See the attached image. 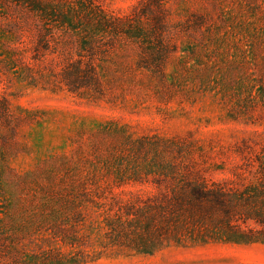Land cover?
Wrapping results in <instances>:
<instances>
[{"label": "rangeland", "instance_id": "1", "mask_svg": "<svg viewBox=\"0 0 264 264\" xmlns=\"http://www.w3.org/2000/svg\"><path fill=\"white\" fill-rule=\"evenodd\" d=\"M159 1L0 0V41L20 31L25 51L0 69V264L6 245L35 237L75 253L61 240L71 225L78 264H264V241L225 238L260 229L241 217L264 213V0ZM103 15L119 28L89 44ZM186 175L214 183L222 204L204 210L171 181ZM90 187L102 198L88 202ZM174 190L183 212L141 228L158 247L135 252L151 222L115 201L132 211ZM122 219L125 234L111 228Z\"/></svg>", "mask_w": 264, "mask_h": 264}, {"label": "trees", "instance_id": "2", "mask_svg": "<svg viewBox=\"0 0 264 264\" xmlns=\"http://www.w3.org/2000/svg\"><path fill=\"white\" fill-rule=\"evenodd\" d=\"M149 1V0H148ZM152 4H156L159 6V8H162L159 0H150ZM198 19L195 21L198 23L204 22L203 14H198L196 16ZM158 19V18H157ZM119 21L121 19L115 18L111 19L110 17H107L106 15L101 16L100 20L98 19L97 22H99V26L101 29H97V34L89 36L90 43H94L96 40H99L100 35L98 32H105L107 28L111 30H117L119 28ZM157 21V20H156ZM196 25H198L196 23ZM166 22L164 20H160V18L157 21V28L156 32H159V30L165 28ZM158 30V31H157ZM109 32V31H108ZM159 39L163 38V34H158ZM41 41L38 42V45L41 46L44 43H47L48 39H45L41 37ZM21 44V32L17 31L15 29H5L4 39L0 41V69H5L9 64H17L22 61L23 56L25 55V51ZM92 66H88V71H86V74L94 73V69H91ZM1 79V77H0ZM4 97H0V121L1 120H7L10 117L9 107L8 103H5ZM171 181L173 183L177 182V187L180 189L189 187L194 192L195 196L199 200L198 205H203L202 201H208L210 198H216L217 204L221 205L223 202L222 194L219 196H216L215 192H213L212 188H210L211 185L214 183H209L207 179L197 176L196 180H191L187 177V175L183 178H181V181H176V179L172 178ZM219 185V184H217ZM97 188L90 187L89 189H86L84 191V196L86 197L87 201L90 203H93L94 198H102L103 195H99ZM105 198V196H104ZM123 202V203H122ZM183 202L184 199L180 196V193L178 195V192L176 190L172 191V195L164 196L163 202H159V197L153 196L151 199L143 201L139 197H136L132 202H129L133 210L126 209V207H121V204H127L125 200L122 198H119V201H115V204L118 205V210L125 215H129L132 213L134 215V218L141 219L147 218L150 220V223L148 222L145 226L139 227L135 230V234L139 235L141 238V241L135 242L133 241L132 249L135 250L137 253H152L158 246L155 245L156 243L153 241L154 234L147 235V237L144 238L143 233L140 234V230H151L150 228L154 227V222L158 219H167L168 217H176L181 215L183 212ZM204 210H207V207L204 205L202 206ZM201 209V208H200ZM123 215V214H120ZM243 218V222H247L248 220H253L255 224H257L260 229H252V228H245L242 229L240 227L235 228L233 232L234 235H226L225 238L227 241L231 242H244V243H250V242H257V241H264V213H258L255 215H245ZM123 219L119 221V223H114V226L112 224L111 228H115V231H120L121 234H125L126 231L124 230L123 225ZM110 225V224H109ZM227 227L231 228V226ZM175 228V227H174ZM160 230H163L161 234L167 235V231L169 230V227H159ZM67 231L70 232V235H65L61 237V240L63 243L68 244V247H77V250L73 254L64 253V251L61 250L60 247H56L51 241H45L39 240V238H32L28 241L30 244L29 246L26 244H15V242L9 243V245H6V252L9 250L12 253L11 262L10 264H27L28 262L30 264H67V263H73L78 264L85 262L86 260L83 259V255H85L84 249H82L79 245V241L82 238L81 233L79 232V228L75 227L73 225L70 226V228H67ZM57 232V231H56ZM54 234H56L54 232ZM11 246V247H10ZM12 249V250H11ZM82 257L81 259L79 257Z\"/></svg>", "mask_w": 264, "mask_h": 264}]
</instances>
